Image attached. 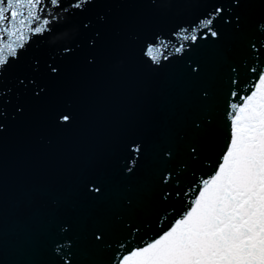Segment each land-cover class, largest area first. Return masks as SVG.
Here are the masks:
<instances>
[{
    "label": "water",
    "instance_id": "95a60500",
    "mask_svg": "<svg viewBox=\"0 0 264 264\" xmlns=\"http://www.w3.org/2000/svg\"><path fill=\"white\" fill-rule=\"evenodd\" d=\"M0 264H264V0H0Z\"/></svg>",
    "mask_w": 264,
    "mask_h": 264
}]
</instances>
